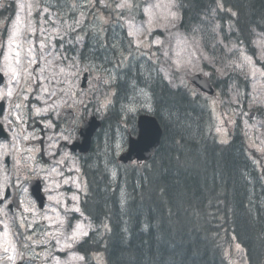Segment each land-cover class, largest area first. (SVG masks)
<instances>
[{
    "label": "trees",
    "instance_id": "1",
    "mask_svg": "<svg viewBox=\"0 0 264 264\" xmlns=\"http://www.w3.org/2000/svg\"><path fill=\"white\" fill-rule=\"evenodd\" d=\"M175 1L179 29L197 36L208 55L223 54L230 44L255 55L251 42L254 33L264 34V0ZM88 38L85 50L95 60L101 44ZM131 65L119 73L114 108L102 124L106 144L84 170L81 210L94 229L76 251L85 264H100L90 260L99 253L101 264H232L223 240L234 239L246 264H264V179L241 134L218 143L206 98L184 86L172 88L153 68L149 73ZM135 83L150 94L151 114L163 133L148 162L123 166L116 162L113 133L123 117L121 105L136 95Z\"/></svg>",
    "mask_w": 264,
    "mask_h": 264
},
{
    "label": "rangeland",
    "instance_id": "2",
    "mask_svg": "<svg viewBox=\"0 0 264 264\" xmlns=\"http://www.w3.org/2000/svg\"><path fill=\"white\" fill-rule=\"evenodd\" d=\"M131 2L133 8L119 9L116 5L121 3V0H103V3L101 0H0V71L4 74L10 64L16 66L15 52L19 50L21 64L31 72V76L22 73L18 85L15 81H11L16 91L11 103L7 98L0 100L6 104L0 121H4L5 117L11 118L12 105L20 103L21 108L15 111L23 119L31 110L34 117L41 120L42 125L49 130L47 139L51 150L54 151L58 141H65L61 139V136L70 137L71 134L66 133L65 124H63L62 132L59 133L56 127H49L47 121L51 119L55 124L59 121L58 116L64 108L74 109L83 103L86 105V120L95 115L103 124L106 116L114 108L116 95L110 85L115 78L118 79L121 71L128 68V63L131 66L130 69L133 66L131 64L138 63L137 67L143 65L142 68L148 70L149 73L152 71V69L149 71V68H153L154 74L161 75L172 88L184 86L190 89L191 93L195 90L187 81L189 76L202 74L208 78L212 77V83H216L231 75L229 78L232 81L224 89L225 96H221L220 89L216 90V95L213 97L203 96L207 98L206 103L211 114L213 134L218 141L227 142L228 133L234 129V126H239L248 155L253 156L259 166L264 165V77H261L259 73L253 77L248 66L236 67L241 62L239 56L241 51L248 56L251 55L244 48H239L240 46L234 44L225 46L223 54L216 51L208 55L197 36L187 35L179 29L180 12L175 0H131ZM169 5L173 6L169 7ZM149 6L154 14L155 24L151 32L147 30L149 17L144 12V9ZM169 12H176L177 19L172 20ZM18 15L19 22H17ZM14 22H17L18 32L14 44L10 47L9 38L14 30ZM136 29L139 31L136 32ZM130 32L135 34L130 35ZM87 37L90 38L89 43L94 39L95 42L101 44L99 49L101 54L98 53L99 58L95 60L93 56L87 55L86 50H83ZM108 40L114 43L109 46ZM156 41L161 43L157 44ZM41 44L44 45L43 48ZM71 44L74 48L70 49L67 54L63 50ZM251 46L255 54L251 56L255 66L263 70L260 64L264 62V34L254 33ZM30 48L33 49L32 55L37 61L31 67L28 63L31 58ZM109 49L113 50V54L105 58L110 54ZM80 55L83 58L79 57ZM217 56L220 61L219 65L215 64ZM177 62H179V67ZM204 64H206L205 69ZM207 66L210 70L206 69ZM213 67L215 69H212ZM61 68L64 69L63 72L60 71ZM84 72H90L91 79L100 80V85L91 95L90 102L87 101V95L79 88ZM237 74L240 75L242 82H247L245 90L243 83V87L240 88L238 81L233 80L236 79ZM4 76L5 83L0 90H6L11 80L10 74ZM132 87L136 95L131 96L121 105L123 117L117 123L114 135L112 134L115 139L113 148L116 158L126 151L129 136L136 135L135 122L132 123L129 120L132 118L135 120L144 112V109H151V96L148 91L137 86L136 83L132 84ZM22 90L23 96L21 95ZM53 92L55 95L51 96ZM37 108L47 109V111L36 114ZM129 109H134V111ZM250 112L252 114L249 116ZM6 127L9 131L10 128H17L16 132L24 129L23 124ZM10 132L11 137L4 144L9 141L12 143L14 133ZM100 132V136L94 141L95 149L92 154L101 147L103 142L106 144L104 129L101 128ZM66 154L68 155L67 151ZM62 158L67 160V166L61 169L63 173L60 176H54L53 173L47 176L46 192L49 195L47 202L50 204L68 202V215L63 219L61 216L57 217L63 220V226L61 227L57 219L56 221L51 220V222L55 221L51 228L54 231L52 233L60 240L57 244L55 238L47 235L48 245L52 242L49 245L51 261L52 264H85V259H79L82 255L75 248L86 236L69 241L72 244L70 248L64 245L66 237L72 234L77 224L82 225V231H87V233L94 229L80 210L81 199L86 193V183L74 161V156L69 153L67 157L63 155ZM116 173L117 170L112 167L110 174L114 176ZM12 176V173H6L0 169V188L5 191L6 187H14L16 188L15 193L18 194L21 191L23 202H33L28 195V184L25 186L22 180H17L14 185L11 184ZM15 177L17 178L16 174ZM55 185L59 190L55 188ZM54 192L58 194L53 195ZM49 197L54 199H49ZM76 208L79 211H75ZM51 213H53V208L50 206L49 216ZM42 219V217L41 219L34 218L29 223L39 224ZM67 220L68 230H66ZM5 224L8 225V235H5ZM24 227L25 224L23 230ZM39 228L43 231L41 226ZM14 229L9 219L0 222V242H5L3 245L0 244V254H6V258L13 255L14 245L6 243L13 235L17 236ZM43 232L48 234V231ZM28 237H30V247H41L45 243L43 240L37 243L32 236L28 235ZM223 241L225 254L229 261L232 264H245L244 260L241 261L243 256L241 246L234 239H230L229 242ZM4 247L9 248L8 253L3 251ZM18 254L19 251H16L15 256ZM22 256L29 260L34 258L31 251ZM38 256L42 257L40 253ZM18 257L16 256L15 262ZM90 260L101 264L104 256L100 253L93 254Z\"/></svg>",
    "mask_w": 264,
    "mask_h": 264
},
{
    "label": "flooded vegetation",
    "instance_id": "3",
    "mask_svg": "<svg viewBox=\"0 0 264 264\" xmlns=\"http://www.w3.org/2000/svg\"><path fill=\"white\" fill-rule=\"evenodd\" d=\"M89 79L86 92L88 93L89 89H93V93H95L97 87L95 85H98V81ZM92 81V83L90 82ZM95 86V87H94ZM115 90L116 87L114 86ZM90 94V93H89ZM70 111L68 113H60L59 114V121L53 123V120L49 119L47 122L48 124H51L52 127L57 128V132H62L63 126L62 122L67 121L66 125V133H70V140L71 142L76 141L78 138L79 130L83 127L84 123L86 122L85 117V109L86 105L81 103L79 107L77 108H69ZM4 113L0 115V118L3 116ZM30 116V117H29ZM29 117V118H28ZM91 117L97 118L95 115H92ZM90 118V117H89ZM88 118V119H89ZM87 119V120H88ZM23 120L26 122L23 124L24 129V135L31 134L32 137L27 141H24L23 139L20 140V144L24 148H31L32 151L29 152H22L19 156L21 159V165L19 167L15 166V158L11 155L4 156L3 152L5 151L4 148L0 147V169H2L4 172L12 173V179L11 184H15L17 181V178L15 177V174L17 177H19L18 180H22L27 186L28 184V195L32 198L33 202H23L22 201V194L21 191L17 194L15 193L16 188L14 187H6L4 191V196L7 202V207H4V202H0V208H4V212L0 213V222H3L4 220L9 219L11 221L12 226L15 228L13 231L17 234V236L13 235L10 241H7V245L12 243L16 249V251H19V254L16 256H19L23 262H15L21 263V264H52V258L49 251V245H51L52 242L48 245L49 237L46 233L43 231H49L52 233V226L55 224V221L57 217L61 216L63 219L65 216L68 215V202H54L53 204H50V202H47L48 194L46 192V186H47V176L51 173L55 176H60L63 171L61 170L65 166H67V160L63 159L62 156L66 154V151L74 156V161L76 162L77 167L80 169L79 172L82 175L83 171L85 170L86 164H88L89 160L92 159V152L95 149V139L97 137V134L95 133L94 137L91 141L90 149L88 153L85 154H78L74 152L69 151V141H58L57 142V148L56 150H51V145L49 140L47 139L48 135V128H46L44 125H42L41 120L34 117L32 111L30 110L28 115H25ZM16 124H13L15 126ZM17 129V128H16ZM15 129V130H16ZM8 137L6 139H0V145H3L5 142L9 140L11 137V132L7 128ZM72 132V133H71ZM100 135V133H99ZM22 138V137H21ZM10 142V141H9ZM9 146H11V143ZM51 153V155H50ZM66 155V157L68 156ZM30 157V158H29ZM63 159V164H58L57 161ZM27 164L30 166L31 171L26 170L23 165ZM55 169V171H53ZM24 173L26 174L24 176ZM24 176V177H23ZM23 177V178H22ZM34 180H39L41 184L42 193L45 196V204L42 209L39 208L38 203L34 200L32 193L30 191L31 189V182ZM58 179L56 182L58 183ZM55 188L59 190V188L55 185ZM9 190V191H8ZM55 190V189H53ZM8 192V196H6V193ZM27 194V193H26ZM57 193H53V195H57ZM64 203V204H63ZM50 206L55 209L53 213H51L49 216V210ZM29 208V212H25V208ZM6 213V215L4 214ZM48 216L52 219H55L54 222H47L44 217ZM42 221L38 224L37 222L29 223L31 219L38 218ZM23 219V224H25L24 230L23 227H21V220ZM29 225H31L29 227ZM43 231H40V227ZM69 229V222L67 220V228ZM28 235L32 236L34 240H36L37 243H40L39 240H43L45 243L41 247H30L29 246V239ZM52 238V237H51ZM11 240L13 242H11ZM5 243V242H4ZM3 242H0L1 245L4 244ZM23 243V244H21ZM31 251L34 254V258H24L22 255L24 253H29ZM41 254L42 257H39L38 254ZM17 258V259H18ZM29 260V262H27ZM0 264H13L12 261L9 262V260L6 258V254H0Z\"/></svg>",
    "mask_w": 264,
    "mask_h": 264
},
{
    "label": "snow or ice",
    "instance_id": "4",
    "mask_svg": "<svg viewBox=\"0 0 264 264\" xmlns=\"http://www.w3.org/2000/svg\"><path fill=\"white\" fill-rule=\"evenodd\" d=\"M101 3H103V0H101ZM172 6L173 5H169V7H172ZM21 7H23V6L21 5ZM116 7L119 8V9H124V8L131 9V8H133V4H132L131 0H121V3L117 4ZM157 7H159V5H157ZM45 11H47V9H45ZM144 12L149 17V19H148V29L147 30L149 32H151L153 27L155 26V24H154V14L151 12V6L146 7L144 9ZM169 16H170V18L172 20L177 19V13L176 12H169ZM19 20H20V17L18 15L17 16V22H19ZM17 22H14V26H13L14 30L12 32V35L9 38L10 47L14 44L16 36H17V32H18V29L16 28V23ZM135 31L138 32L139 29H136ZM129 34L130 35H134L135 33L134 32H130ZM156 43L159 44L161 42L160 41H156ZM43 47H44V45L41 44V48H43ZM17 48H19V46H17ZM32 52H33V49L30 48L29 49V54H30L31 58H30V60L28 62L29 63V67H31L32 64H35L37 62L35 56L32 55ZM239 56H240L241 62L236 65L237 68H243L245 66H248L250 68V70H251V75L253 77H255L257 75V73H259V75L261 77H264V70H261L260 68H257L255 66L251 56H248L243 51H241L239 53ZM15 57H16V59H15V65L16 66H13V65L10 64L8 66V70L4 72V75H9L10 74L11 80H10L9 86H8V88L6 90H0V100H4L5 98H7V100L10 103H11L12 98L14 96V93L16 91V89H14L12 87L11 81H15V83L18 85L20 83V77H21L22 73L26 74L27 76H31V72H29L28 69L24 68V66L21 64L20 51L19 50H17L15 52ZM177 65L179 67V62H177ZM60 71L63 72L64 69L61 68ZM21 95L23 96V90L21 91ZM50 95L54 96L55 93L53 92ZM24 98H26V97H24ZM12 108H13V111L10 113L11 118L5 117L4 121H0V125L11 126L13 124H24V123H26L22 119L21 115L18 114L15 111V109H20L21 108V104L20 103H16V104L12 105ZM129 110L130 111H134V109H129ZM35 111H36V114H40L42 111H47V109L37 108ZM51 126L52 125L49 124V127H51ZM10 131H12L14 133L13 138H12L11 146H9V144H3V145H0V147L5 149V151L3 152V155L4 156H8V155L13 156L15 158V166L19 167L21 165V159L19 158L20 154L22 152H29L30 153L32 151L31 148H24V147L21 146V144H20L21 137H22V139L24 141H27L30 138H34V137H32L31 134L24 135V131H26V129H23L20 132H16L15 128H10ZM61 139L70 142V137L68 135H62ZM50 155H51V153H50ZM65 155H67V154H65ZM57 163L58 164H63L64 161H63V159H61L60 161H57ZM23 167L26 170L31 171V168H30L29 165L24 164ZM53 171H55V169H53ZM18 179H19V177H17V180ZM65 183H67V180H65ZM49 199H54V198L53 197H49ZM74 199H75V197H74ZM0 202H4V207L5 208L7 207V202H6V199H5V196H4L3 188H0ZM24 211L25 212H29L30 209L26 207L24 209ZM53 211H55V209H53ZM75 211H79V209L76 208ZM0 212H4V208H0ZM4 214L6 215V213H4ZM44 218L49 220V221L52 220V218L48 217V216H45ZM57 220L61 224V227H62L63 226V220H61L59 218H57ZM23 226H24V224H23V219H22L21 220V227H23ZM30 226L31 225H29V227ZM4 228H5V235H8V231H7L8 225L5 224ZM60 234L63 235V233H60ZM47 235H49L52 238H55L57 244L60 243L59 238H57L55 236V234L48 233ZM87 235H88L87 231H82V225L77 224L76 228L72 232V234L70 236L66 237L64 246L70 248L72 246V244L69 243V241H75V240L79 239V237L87 236ZM28 239H30V237H28ZM237 248H239V245H237ZM3 251L5 253H8L9 248L8 247H4ZM12 252H13V255L7 256V259L12 261L13 264H15V260H16L15 252H16V249H15L14 246L12 247ZM79 259L83 260L84 257L81 256Z\"/></svg>",
    "mask_w": 264,
    "mask_h": 264
},
{
    "label": "water",
    "instance_id": "5",
    "mask_svg": "<svg viewBox=\"0 0 264 264\" xmlns=\"http://www.w3.org/2000/svg\"><path fill=\"white\" fill-rule=\"evenodd\" d=\"M192 85L198 88L201 92L212 95L213 89L208 83L207 79L197 75L189 78ZM3 82V76L0 74V84ZM2 104H0V109ZM1 111V110H0ZM100 124L92 119L87 123L85 130L82 132L83 137L86 139L87 146L89 145L90 137L92 133L97 129ZM137 136L129 138L128 147L126 152L120 155L118 160L122 163L128 162H145L148 161L155 150L160 144L162 136V129L157 120L150 115H141L137 120ZM85 132V134H84ZM1 134V132H0ZM81 152H86V149H82ZM34 197L40 203V207L43 205V196L41 195L39 187L36 191H33Z\"/></svg>",
    "mask_w": 264,
    "mask_h": 264
}]
</instances>
